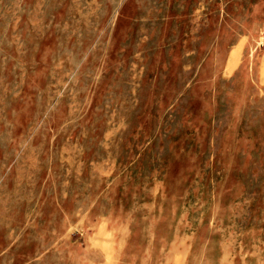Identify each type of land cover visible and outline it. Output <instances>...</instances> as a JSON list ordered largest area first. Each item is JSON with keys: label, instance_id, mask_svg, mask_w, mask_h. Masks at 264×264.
<instances>
[{"label": "rangeland", "instance_id": "obj_1", "mask_svg": "<svg viewBox=\"0 0 264 264\" xmlns=\"http://www.w3.org/2000/svg\"><path fill=\"white\" fill-rule=\"evenodd\" d=\"M0 264H264V0H0Z\"/></svg>", "mask_w": 264, "mask_h": 264}]
</instances>
